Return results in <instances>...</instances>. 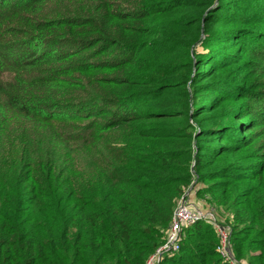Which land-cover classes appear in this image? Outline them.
Returning <instances> with one entry per match:
<instances>
[{"label": "trees", "instance_id": "1", "mask_svg": "<svg viewBox=\"0 0 264 264\" xmlns=\"http://www.w3.org/2000/svg\"><path fill=\"white\" fill-rule=\"evenodd\" d=\"M192 195L264 264V0H0V264H145Z\"/></svg>", "mask_w": 264, "mask_h": 264}, {"label": "built area", "instance_id": "2", "mask_svg": "<svg viewBox=\"0 0 264 264\" xmlns=\"http://www.w3.org/2000/svg\"><path fill=\"white\" fill-rule=\"evenodd\" d=\"M199 221H206L217 231L220 239L217 251L222 258L229 264H241L233 252L231 224L217 216L214 206L204 209L200 204L189 202L185 198L178 201L164 241L148 257L145 264H162L167 254L179 251L185 228Z\"/></svg>", "mask_w": 264, "mask_h": 264}, {"label": "rangeland", "instance_id": "3", "mask_svg": "<svg viewBox=\"0 0 264 264\" xmlns=\"http://www.w3.org/2000/svg\"><path fill=\"white\" fill-rule=\"evenodd\" d=\"M190 191L188 190L187 191V194L189 193ZM189 202H193V203H196L198 201V199L195 197V195H192L191 197H189ZM202 203H196V204H200L204 209H210L212 208V206H208L206 205L205 203H203L202 200H200ZM214 208L216 209V212H217V216L222 219L223 221L226 220V217H230L229 213L227 211H225L223 208H218L216 206H214ZM225 219V220H224Z\"/></svg>", "mask_w": 264, "mask_h": 264}]
</instances>
